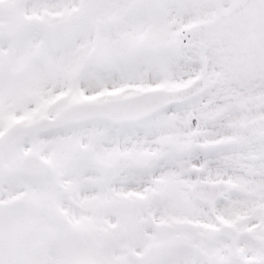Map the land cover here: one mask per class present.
Returning <instances> with one entry per match:
<instances>
[{
	"label": "snow or ice",
	"instance_id": "6c2138e0",
	"mask_svg": "<svg viewBox=\"0 0 264 264\" xmlns=\"http://www.w3.org/2000/svg\"><path fill=\"white\" fill-rule=\"evenodd\" d=\"M0 264H264V0H0Z\"/></svg>",
	"mask_w": 264,
	"mask_h": 264
}]
</instances>
